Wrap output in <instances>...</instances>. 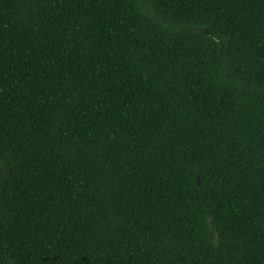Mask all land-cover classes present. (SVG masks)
I'll return each mask as SVG.
<instances>
[{
	"label": "trees",
	"instance_id": "16d2710c",
	"mask_svg": "<svg viewBox=\"0 0 264 264\" xmlns=\"http://www.w3.org/2000/svg\"><path fill=\"white\" fill-rule=\"evenodd\" d=\"M0 264H264V0H0Z\"/></svg>",
	"mask_w": 264,
	"mask_h": 264
}]
</instances>
